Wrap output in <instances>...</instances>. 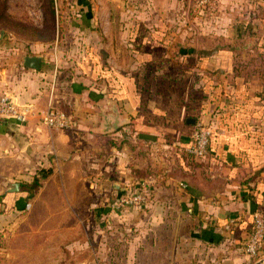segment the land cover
Here are the masks:
<instances>
[{"label": "crops", "instance_id": "crops-1", "mask_svg": "<svg viewBox=\"0 0 264 264\" xmlns=\"http://www.w3.org/2000/svg\"><path fill=\"white\" fill-rule=\"evenodd\" d=\"M68 1L67 30L82 34V53L73 59V40L59 73L43 57L41 70L26 68L11 82L13 100L35 103L38 116L24 124L0 118L4 160L51 169L41 189L71 192L70 176L90 175L84 205L94 200L110 213L88 248L100 264L263 260L264 243L256 258L245 243L254 213L264 215V0H220L202 10L198 0H99L97 8ZM56 54L59 62V45ZM50 103L73 118L72 128L43 125ZM115 105L120 127L105 133ZM197 123L212 131L204 159L185 152ZM147 179L154 184L142 209L112 207ZM18 181L22 192L7 197L16 208Z\"/></svg>", "mask_w": 264, "mask_h": 264}, {"label": "rangeland", "instance_id": "rangeland-1", "mask_svg": "<svg viewBox=\"0 0 264 264\" xmlns=\"http://www.w3.org/2000/svg\"><path fill=\"white\" fill-rule=\"evenodd\" d=\"M68 2L55 0L57 23L54 32L48 22L49 7L45 0H0V99L11 96L8 91L11 82L26 77L25 56L46 57L52 70L61 69L68 57L66 46L76 39L77 49L72 50V56L74 60L80 56L82 34L75 35L67 30L72 19L65 15L67 8H63V4ZM93 2L95 8L100 6L99 0ZM58 45L62 54L59 62L56 58ZM89 159L83 160L85 168H88ZM23 163L14 156L9 161L4 160L0 153V264H100L101 257L88 248L98 244L91 238L97 234V221L110 213H105L107 206L94 200L89 207L84 205L88 197L83 183L89 181L90 175L85 178L81 173L70 176L75 186L71 192H61L52 184L43 189L41 184L27 191L26 185L34 184L32 178L38 172V164L33 166L30 160L26 161V166ZM18 180L22 181L24 191L20 208L10 205L7 198L11 194L10 185ZM58 182L62 183V179ZM21 192L20 189L12 193ZM92 194L94 198L96 193Z\"/></svg>", "mask_w": 264, "mask_h": 264}, {"label": "built area", "instance_id": "built-area-1", "mask_svg": "<svg viewBox=\"0 0 264 264\" xmlns=\"http://www.w3.org/2000/svg\"><path fill=\"white\" fill-rule=\"evenodd\" d=\"M219 1L198 0L197 6L200 10L208 7L213 8L218 5ZM54 75L57 76L56 74ZM37 116L38 108L35 103L18 104L9 95H5L0 99V118L2 119L14 120L17 123L24 124ZM41 122L47 128L55 130H67L74 125L73 118L63 108H59L52 103L42 112ZM211 136L212 131L209 127L202 123H197L185 152L195 159L206 158L209 154ZM153 184L152 179H147L126 188L112 203V207L117 212L142 207L148 201ZM179 186L186 189L188 184L180 182ZM27 206H29V203H27ZM263 243L264 215L256 212L254 213L251 232L245 243V252L251 258H256L260 254Z\"/></svg>", "mask_w": 264, "mask_h": 264}, {"label": "water", "instance_id": "water-1", "mask_svg": "<svg viewBox=\"0 0 264 264\" xmlns=\"http://www.w3.org/2000/svg\"><path fill=\"white\" fill-rule=\"evenodd\" d=\"M42 64H43V57L42 56H38V55H27L24 57V62L23 65L25 68L28 69H34L36 71H39L42 68ZM114 112L116 113L113 117L112 120L106 118L107 120V127L104 129L105 133H111L116 131L119 127H120V112L118 109V106L115 105L114 107ZM189 123H196V119L193 118H189L188 119ZM20 187H21V183L16 182V183H12L9 187V191L10 192H18L20 191ZM39 185L37 184H27L26 188L27 189H35L38 188ZM255 264H264V259L257 261Z\"/></svg>", "mask_w": 264, "mask_h": 264}, {"label": "trees", "instance_id": "trees-1", "mask_svg": "<svg viewBox=\"0 0 264 264\" xmlns=\"http://www.w3.org/2000/svg\"><path fill=\"white\" fill-rule=\"evenodd\" d=\"M45 2H47L48 7H49V12H47V16L49 18L48 22H50L52 24L53 31L55 32L56 23H57V17H56L57 12H56V7H55V0H45ZM60 70L61 69L57 68V73H59L58 71H60ZM0 122H2V121H0ZM51 173H52L51 169L42 168V169L38 170V172H36V174L32 178V182L40 186L42 181L44 179H46ZM29 190L30 189H27V191H29Z\"/></svg>", "mask_w": 264, "mask_h": 264}]
</instances>
